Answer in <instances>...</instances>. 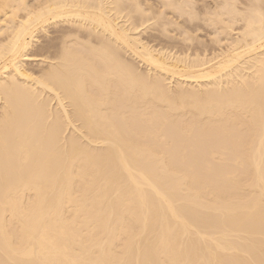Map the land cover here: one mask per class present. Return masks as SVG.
<instances>
[{
	"label": "bare ground",
	"instance_id": "1",
	"mask_svg": "<svg viewBox=\"0 0 264 264\" xmlns=\"http://www.w3.org/2000/svg\"><path fill=\"white\" fill-rule=\"evenodd\" d=\"M0 264H264V0H0Z\"/></svg>",
	"mask_w": 264,
	"mask_h": 264
},
{
	"label": "rangeland",
	"instance_id": "2",
	"mask_svg": "<svg viewBox=\"0 0 264 264\" xmlns=\"http://www.w3.org/2000/svg\"><path fill=\"white\" fill-rule=\"evenodd\" d=\"M210 1V0H207ZM149 27L152 28L154 27V25H152L151 23L149 24ZM203 33H200V35H202ZM200 39H206V36H200Z\"/></svg>",
	"mask_w": 264,
	"mask_h": 264
}]
</instances>
